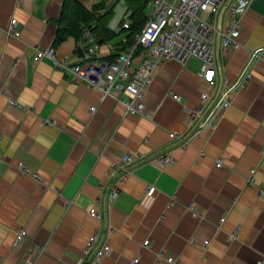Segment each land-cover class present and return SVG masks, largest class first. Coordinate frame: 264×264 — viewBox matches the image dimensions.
<instances>
[{"label": "crops", "instance_id": "1", "mask_svg": "<svg viewBox=\"0 0 264 264\" xmlns=\"http://www.w3.org/2000/svg\"><path fill=\"white\" fill-rule=\"evenodd\" d=\"M77 1L90 10L100 0ZM63 3L0 0V264H75L90 236L106 238L108 226L110 251L100 264H168V256L175 264H264V56L216 128L181 146L192 131L188 109L206 91L200 62L160 65L144 101L150 115L128 114L73 80L78 41L56 44ZM11 18L21 25L18 38L6 33ZM119 40L112 43L120 49ZM237 41L225 57L215 47L230 79L264 47V0L246 10ZM52 46L68 68L33 61L36 48ZM164 152L172 163H158ZM126 154L134 162L123 169ZM92 206L104 222L89 216ZM19 230L26 238L15 246Z\"/></svg>", "mask_w": 264, "mask_h": 264}, {"label": "built area", "instance_id": "2", "mask_svg": "<svg viewBox=\"0 0 264 264\" xmlns=\"http://www.w3.org/2000/svg\"><path fill=\"white\" fill-rule=\"evenodd\" d=\"M14 1L15 5L20 2V0ZM127 1L113 0V10L117 16L108 26L116 33L128 29L131 25V11L126 4ZM252 1L149 0L144 26L135 35L133 43L117 54L112 42L99 43L92 38L88 30H83L78 42L79 61L71 68L73 80L85 82L87 86L99 91L102 97L114 98L123 105L128 114L150 115L144 101L155 69L169 61H176L184 66L191 59H197L200 62L198 76L205 83L206 91L200 96V104L188 109L192 131L188 139H180L181 146H186L202 130L216 128L221 113L230 107L234 95L245 89L252 81L254 64L264 56V47L251 51L246 65L233 79L227 76L225 66L218 58L219 55L225 57L229 50L240 46L237 38L240 33L241 18ZM223 9L225 17L221 13ZM6 33L13 38L20 37L21 25L15 18L9 20ZM121 41L123 45L127 42L124 36ZM102 46H106L107 51H104ZM216 46L219 49L218 56L215 51ZM43 58L52 61L55 68H68L65 62L57 59L53 47L35 49L33 61L39 62ZM214 89H216L215 98L212 99L211 92ZM171 98L177 102L181 100L178 94H171ZM10 103L15 104L14 101ZM170 136L181 138L176 132L171 133ZM156 159L161 165L173 162L168 152L160 154ZM122 160L123 169L134 162L130 154L124 155ZM151 160L154 158L152 157ZM18 165L21 172L29 173V169L22 162ZM34 177L37 178V175L34 174ZM154 192L155 187L149 186L146 195L151 197ZM117 195L114 186L109 193L110 200H114ZM189 210H193V206H190ZM88 213L100 223L105 221L104 214L97 206H92ZM223 221L224 218H221L220 223ZM111 231L112 228L108 226L106 233L109 235ZM107 236L101 237V231L92 234L83 249L82 261H77L75 264H82L85 261L86 264H100L110 251ZM234 237L233 234L230 239ZM25 238V230H19L14 245L19 246ZM143 244L146 246L148 242L145 241ZM207 244L208 241H205L204 246ZM163 259L168 264L176 263L173 256Z\"/></svg>", "mask_w": 264, "mask_h": 264}, {"label": "trees", "instance_id": "3", "mask_svg": "<svg viewBox=\"0 0 264 264\" xmlns=\"http://www.w3.org/2000/svg\"><path fill=\"white\" fill-rule=\"evenodd\" d=\"M148 2L149 0H128L126 4L131 11V25L128 29H122L119 33H114L108 26L114 14V5L107 7L105 1L100 0L89 10L77 0H64L60 17L57 21L61 30L56 38V44L66 39L67 36H72L79 42L83 35V30L86 29L92 38L99 43L112 42V39L117 37H120L121 40L124 36L127 42L124 45L122 44L120 49L115 46V53L117 54L119 50H124L133 43L135 35L144 26L147 19L146 8ZM101 9L102 12H99ZM119 44L120 42L117 45ZM52 47L54 48V46Z\"/></svg>", "mask_w": 264, "mask_h": 264}, {"label": "clouds", "instance_id": "4", "mask_svg": "<svg viewBox=\"0 0 264 264\" xmlns=\"http://www.w3.org/2000/svg\"><path fill=\"white\" fill-rule=\"evenodd\" d=\"M100 2V1H99Z\"/></svg>", "mask_w": 264, "mask_h": 264}]
</instances>
